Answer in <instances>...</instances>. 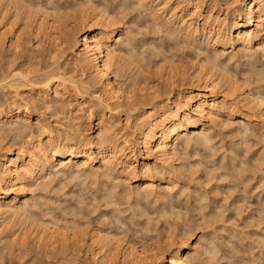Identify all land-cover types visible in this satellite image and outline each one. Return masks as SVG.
I'll return each mask as SVG.
<instances>
[{
  "label": "rangeland",
  "instance_id": "1",
  "mask_svg": "<svg viewBox=\"0 0 264 264\" xmlns=\"http://www.w3.org/2000/svg\"><path fill=\"white\" fill-rule=\"evenodd\" d=\"M15 1L17 0H10L7 9L10 8L15 12L14 8L16 9L19 5L18 2L23 4L25 1L24 3L32 12L37 10L36 14L41 9L44 12L47 11L49 20L57 19L58 15L63 10L65 12L66 9L65 13L68 16L70 15V13L67 14L68 12H74L69 16L70 20H73L75 16L79 15L77 18L75 17L78 19L81 12H84L83 14L88 12L85 16L89 17L90 14V17L93 16L92 7L95 9L105 8L106 14L114 17L121 27L124 33L122 38L125 39L126 36L131 35L128 37H131L130 41L123 39L129 42V46H127L128 43L125 44L126 46L122 44V48L118 46V51L122 50L121 52L127 57H125L127 64L124 62L126 67H123V72H119L120 74L122 72L121 76L118 75L119 79L121 78L120 81H123V88L132 84L134 76H137L134 74L141 72L144 78L147 77L145 79L147 81H144L146 86L143 85L150 91H157L160 96H157L155 103L150 105L152 109L144 106L137 111L128 113V115L121 112L118 115L119 123L115 124V128L110 129V132L112 131L113 135L116 133L120 136L123 134L127 136L132 145L135 144V153L138 158L145 154L142 152L140 144H136L139 139L135 130V123L138 122L136 116L143 110L151 112L156 110L166 99L168 90L164 82L166 79H162L161 74H158V69L163 73L170 67L169 69L172 68L180 73L188 71L189 64L197 62L205 64L206 68L209 67V60L215 58L217 60L212 61L219 63L215 68L218 67V73L221 70V73L230 77L222 78L229 79L227 81L233 84L234 91L227 94L232 106L229 114L220 116L216 121L206 123L211 130L209 135L212 134L210 136V140H212H209L210 146L207 144V146L205 145L207 148L203 145L193 146L192 142L193 145L189 143L190 145L187 146L184 139L180 140L175 149V157H173L175 159L173 166L175 164L176 168L172 166L171 169H168L167 166L160 174L157 172L161 167L157 168L160 164L149 158L151 166L149 174L143 172L139 167L128 174L122 172L119 167H115V169L112 167V173L101 174L102 170L96 169L99 163L95 164L94 162L93 168L97 172L85 177L84 174H81L80 177L72 175L70 170H64L65 172L53 173L49 175L50 177L38 181L40 185L37 181L27 182L25 191L30 205L26 208L28 211L25 212L27 214L23 218L24 220L9 219L5 222L0 218V264H99L98 260L95 262L90 258V251L85 246L86 243L84 244V240L87 241L90 234L97 232L104 240L109 236V233L112 234L122 246L135 243L145 249H158V252L164 254L176 239L184 240L190 237L187 243L191 246V252H196L195 255H197L196 258L194 257L195 259L189 260L191 261L189 264H264V116L261 113L264 108V53L253 51L254 46L246 52L240 48L231 49L229 47L223 50L216 47L213 51L205 46L206 49L200 46V50L198 46L192 45L189 39H184L185 37L181 33L179 36L176 31L173 32L175 36L171 33L172 30L169 28L173 26L178 28L181 23L176 19L175 21L170 19L171 14L167 8L162 15L165 16L164 19L161 16V20L157 21L154 19L157 12L154 13V10L150 6L148 7L144 1L28 0L30 1L28 2L27 0H18L16 3ZM158 2L155 1L154 4H158ZM44 4L48 8L44 7ZM221 4L228 8L229 12H233L237 7L236 3H232V0H221ZM11 6H14L13 10ZM34 6L38 9H35ZM64 12L61 14L65 15ZM7 16L5 20L2 19L0 33L5 32L2 26L10 17L8 14ZM14 18L13 20L8 19V21H14L16 19ZM152 18L156 23L162 21L164 25L165 21L170 19L168 20L170 23H166L165 26L159 23L157 25L154 24ZM18 21L20 20L18 19L17 24L12 26L13 29L23 22ZM24 29L26 30L25 27ZM167 29L171 31L170 35H168ZM26 36L28 35H24L25 39ZM5 37L0 38V41L5 40L0 42V54H2L0 55V65L4 64L1 61L7 62L10 58L15 60L17 58L16 63L21 59L19 64L25 63V61L37 62L38 60L44 64L48 61L46 60L48 57H45L47 56L46 52H43L42 49L44 44H37L40 46L37 47L30 40V42L22 43L20 49H18L19 47L17 49L8 48L7 39L10 36L7 34ZM35 46L37 52L33 49ZM13 50L15 52H12ZM14 53L21 55H17L20 56L19 58L13 57ZM204 56L207 57L206 60ZM11 59L10 61H14ZM128 59L131 60V63ZM207 60L209 62L206 63ZM67 61L69 62L70 59L61 60L62 63ZM68 62L65 63V66H69ZM223 68L226 69V72ZM132 75L134 76L130 81L129 76ZM179 77L177 75L174 78L176 83L172 93L174 96L178 92ZM62 88L60 90H63ZM29 93L33 96L32 101L35 104L33 110L35 111L29 117L21 116L19 119H15V123L28 124L31 129L27 127L29 131L27 129L25 132L23 131L24 134L17 135L12 130L8 132L9 128L14 127L4 125L0 130V155L10 148L12 158L20 155L17 148H27L29 144L27 136L30 134V137H34L39 134L43 124H49L53 130L63 128L65 133L62 132V135L67 134L68 137H75L80 132L81 135L91 137L99 132L101 127L96 125L100 110L98 106L94 107L96 112L88 120L84 114L86 105L82 104L81 98L62 96L64 98L62 99L61 96L59 98L52 92L51 100L53 98L54 100L49 105H44V100L41 99L44 96L42 91L32 90ZM247 93H252L257 96V99L263 100V107L261 104L260 107L257 106L258 109H252L243 98ZM8 96L0 91V102L2 101L0 110L6 104ZM90 97L91 94H84L88 106L93 102ZM243 113L254 116V122H240V116ZM126 115L128 122L125 119ZM18 124L15 126H19ZM188 130V135H191L192 130L189 128ZM193 133H200V127ZM13 135L19 138L13 139L15 138ZM165 170L168 172L167 174ZM146 174L151 175L152 179V185L147 186L146 189L147 191L150 189L149 195L144 187L140 189L141 191L137 187L140 177ZM64 225H67V228ZM47 226L50 227V230H57L59 234L63 235L64 233L67 238L69 235H73L72 237L76 239L78 237L75 242L80 240L81 243L79 242L78 245L76 244L77 247L75 245L68 250L69 252L64 253L60 248L61 244L60 247L58 246L60 241H56L61 234L59 236L57 233L53 234L54 237H57L52 236L47 241L45 237L41 238L43 236V234L41 236V228ZM53 241L58 244H51ZM215 249L218 250L217 253H215ZM112 260V264H125L120 253L114 255Z\"/></svg>",
  "mask_w": 264,
  "mask_h": 264
},
{
  "label": "bare ground",
  "instance_id": "2",
  "mask_svg": "<svg viewBox=\"0 0 264 264\" xmlns=\"http://www.w3.org/2000/svg\"><path fill=\"white\" fill-rule=\"evenodd\" d=\"M9 1L0 0V24H2V19L5 20L8 17L7 14L10 16L7 18L6 23L3 26L1 25L4 27L5 32L0 33V38L9 34L7 46L8 48L15 49L18 47L20 49L21 44L25 41L30 42L31 40L33 45L36 46L42 43L45 45L44 47L42 46V49L43 52H46L47 56L45 57H48L46 59L48 61L41 64L37 59V62L25 61V63L19 64L21 59L16 63L18 59L16 58L15 60L13 57H18L17 55L21 54L16 53L12 54L13 57L11 56L14 61H10L11 58L9 59L8 56L9 61H1L4 64L0 65V91L4 95H9V98L6 101L4 100L6 104L0 110V130L3 129L4 125H9L14 128H9L8 132L12 130L17 135H20L21 133L24 134L28 128L31 129V127H28V124L20 125L15 123V119H19L21 116L29 117V115H33L35 104L32 101L33 96L29 93L32 90L44 93V96L41 98L44 100V102L42 101L44 105H49L54 100V98L51 100L52 92L58 97L61 96V98L62 96H71L74 99L81 98L83 100L82 104L86 105L84 114L88 120L96 112L94 111V107L98 106L100 110L97 115L98 121L96 125H100L101 128L95 136H84L80 132L75 137H68L66 136L67 134L62 135L63 128L61 130H53L49 124H43L41 129L39 128V134H36L34 137H30V134L27 136V140H29L27 148H17L20 155L12 158L11 148L5 150L0 155V218L5 222L9 219L19 221L25 218L27 214L25 212L28 211L26 208L30 205L25 191V186H27V182L29 181H37L40 185L38 181L44 180L46 177L48 178L53 173L65 172L64 170H70L71 174L76 176L84 174L85 177L88 174H95L94 172H97L93 168L94 162L95 164L99 163L96 169L102 170L101 174H109L112 167L114 169L115 167H119L122 172L127 174L136 167H139L143 172L148 173L151 167L149 158L160 164H157V168L161 166L157 171L160 173L164 171L165 167L168 166L167 168L169 169L173 166L175 149L178 147L180 140L184 139L187 146L192 143L194 144H192L193 146H205L206 144L210 146L209 140L212 134L209 135L211 133L209 131L211 130L206 123L216 121L220 116L227 115L231 111L230 108L232 106L227 94L229 95V92L234 91L233 84L227 81L229 79L222 78L229 76H225V73H221V70L218 73V67L215 68L216 65H219L217 61H212L215 58L209 60L210 62L206 61V63L209 62V67L206 68L205 64L197 62L189 64L188 71L180 73L172 68V70L169 69L170 67L164 70L163 73L159 69L157 70L158 74H161L160 76L163 77L162 79H166L164 82L168 90L166 99L161 106L152 112L143 110V112L136 116V121L138 122L135 123V130L138 134L137 138H139L136 144H140L141 150L145 154L138 158L135 153V144L132 145L127 136L124 134L122 136L118 134V136L116 133L113 135L112 131L110 132V129L115 128L114 125L119 123L118 115L121 112L128 115V113L137 111L144 106L152 109L150 105L155 103L157 96H160L157 91H150L148 87H145L146 82L144 81H147L145 80L147 77L144 78L141 72L134 74L137 76H129L130 81L134 76V79L131 81L132 84H128L129 87L127 85L126 88H123V81H120L121 78L119 79V76L123 72V67H126L124 64L127 62L125 61L127 57L121 52L122 50L119 49L120 51H118V46L121 47L122 44L125 45L126 43L129 46V42L124 40L130 41L131 37H128L131 35L128 34V37L125 35V39L122 38L124 33L121 27L114 17L109 16L108 13L106 14L105 8L95 9V7H92L93 16L91 17V14L89 17L85 16L88 14V12L86 13L87 10L85 11L86 14H83L84 12L82 13L80 10L82 13H80V17L75 19L79 15L75 16L73 20H70L71 17L69 16L72 13L74 14V12H68L67 14L70 13L68 16L65 13L67 12L66 9L65 12L64 10L61 12H64L65 15L60 13L59 15L57 14V19L52 18L49 20L47 19L49 16L47 11L44 12L42 9H39L40 11L36 14L37 10L32 12L28 5L24 3L25 1L23 2L25 7L18 0L15 1L19 5H14L17 6L16 9L14 8L15 12L11 11L10 8L7 9ZM139 1L146 2L147 6H150L154 10V13L157 12L156 16H153L157 21L161 20L160 17L167 8V11H170L171 14L170 19L172 18L174 21L176 19L181 23V26L179 25L180 27L178 28L174 26L170 27L169 29L172 32L167 29L169 31L168 35L174 31L178 32V36L181 33L185 37L184 39H189L191 44L198 46V48L200 46L204 48L205 46L215 51L216 47H219L221 50L229 47L231 49L240 48L246 52L254 46L255 49L253 51L264 53V0H232V3H236L237 5L233 12H229L228 8L223 7L221 0ZM155 1H159L158 4H154ZM45 4L44 7H47ZM38 8L36 7L35 9ZM92 12L90 11V13ZM17 16L21 22L23 21L27 24L22 22L23 25L20 24L16 29H13L12 26L14 27L17 24ZM162 17L164 19L165 16ZM13 18L16 21H11ZM8 19L11 20L8 21ZM155 20L153 21L154 24H163L162 21H160L161 23L158 22V24ZM168 20L165 22L170 23ZM160 26L162 27V25ZM25 34L28 35L26 39L24 38ZM36 46L33 48L34 50L40 47ZM14 50L12 52L16 51ZM36 52L34 53L36 54ZM205 56L204 59L206 60L207 57L205 58ZM43 59L45 60V58ZM68 59H70L69 62L67 61L69 66H65L67 62L62 63L61 60ZM128 61L131 63V60L128 59ZM223 70L226 72V69L223 68ZM120 71H122L121 74L119 73ZM74 73L78 74L80 78L79 76H75ZM177 75L180 76L178 78L179 83L177 84L180 87L178 86V92L174 96L172 94L174 84L176 85L174 78ZM178 81L176 80V82ZM61 87H63V90H60ZM87 93L91 94V100H93V104L91 103L89 106L86 104L87 100L84 98V94L87 95ZM255 96L252 93H247L244 94L243 98L247 104H250L252 109H258L261 104V107H263V100H259ZM258 101L262 102L259 103ZM40 105L42 106L43 104ZM261 113L264 116V108ZM127 115L125 119L128 122ZM254 119V116L244 113L240 116V122L251 123L254 122ZM15 124L19 126H15ZM60 127L63 126L60 125ZM199 127L200 133L194 134L195 129ZM188 128L192 130L191 135H188ZM65 130L67 129L65 128ZM17 138L19 137L17 136ZM206 146L205 148H207ZM174 167L176 168L175 164ZM148 174L140 177V183L137 186L139 190L144 187V190L147 191V186L152 185L151 175ZM138 189L136 188V190ZM147 194L149 195V192ZM66 226L65 228H67ZM41 229V236L42 234L43 236H39L41 238L45 237L46 241L48 238L54 237L53 234L57 233V230H50L48 226ZM60 234L57 233L58 236ZM90 235L87 241L84 240V244L86 243L85 246L90 251V258L94 261L98 260L99 264H112V258L118 253L121 254V259L125 264H189L191 262L189 260L195 259L197 255H195L196 252H191V246L187 243L190 237L184 240L176 239L175 243L168 247L167 252L164 254L163 252H158V249H145L144 247L137 246L135 243L122 246L119 240L110 233L109 238L106 237L105 240L101 239V235L98 232ZM72 236L69 235L67 238V235L63 233L59 239H56L57 242L58 240L60 241L58 242V246L60 247L61 244L60 248L63 249L64 253L72 249L76 244L78 245L79 242L81 243L80 240L79 242H75L76 238ZM56 241H53L51 244L55 245ZM195 245L197 246L198 244ZM200 250L203 252L205 247L203 251L202 249ZM217 251L215 249V253Z\"/></svg>",
  "mask_w": 264,
  "mask_h": 264
}]
</instances>
